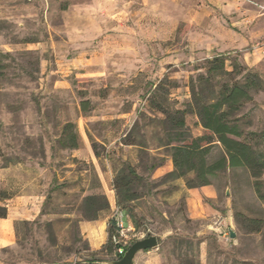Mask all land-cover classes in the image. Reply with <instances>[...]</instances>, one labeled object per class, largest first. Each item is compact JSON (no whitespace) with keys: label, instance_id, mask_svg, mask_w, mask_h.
Returning a JSON list of instances; mask_svg holds the SVG:
<instances>
[{"label":"rangeland","instance_id":"374dc122","mask_svg":"<svg viewBox=\"0 0 264 264\" xmlns=\"http://www.w3.org/2000/svg\"><path fill=\"white\" fill-rule=\"evenodd\" d=\"M246 1L0 0V195L43 197L36 219L14 222L0 264H84L98 250L81 229L83 199L106 194L100 218L109 222L120 186L135 195L123 209L129 247L158 238L133 264H264V174L260 194L246 167L189 188L193 173L170 174L165 117L151 106L168 93L172 108H189L206 61L223 54L228 71L237 63L261 77L235 116L245 133L264 130V36L219 46L264 27ZM233 17L250 18V32ZM68 122L79 133L75 149L59 143ZM186 122L192 135L205 133L195 113ZM224 154L213 146L208 160ZM96 257L114 260L116 249Z\"/></svg>","mask_w":264,"mask_h":264},{"label":"trees","instance_id":"16d2710c","mask_svg":"<svg viewBox=\"0 0 264 264\" xmlns=\"http://www.w3.org/2000/svg\"><path fill=\"white\" fill-rule=\"evenodd\" d=\"M226 60V57L220 54L206 61V74L199 77L203 86L200 90L192 87L193 97L189 108H172L168 103V93L161 94L158 100L152 98L151 106L165 117L163 122L169 136L167 145H171V159L174 165V170L170 173L172 176L180 178L193 173V177L187 179V186L197 188L209 185L211 178L218 176L222 171L246 167L256 179V188L260 194L262 183L259 178L264 174V130L259 135L256 132L245 133L235 114L253 99L252 91L262 87V79L256 72L237 63L232 65V71H228ZM1 69L0 63V80ZM224 76L231 77L228 81L215 83L218 78L222 80ZM81 104L84 111L89 110V100L82 101ZM191 112L198 116L205 129V133L200 136L192 135L187 125L186 115ZM256 136H259L258 147L248 141L255 140ZM59 143L64 148L79 147V133L73 123L65 124ZM219 144L225 154L209 162L208 156L213 146ZM129 172L137 176L135 170L130 169ZM116 182L121 183V178L118 177ZM121 189L122 186L118 187L116 204L123 210L128 202L135 199V195L131 191L122 194L119 192ZM1 198L2 195L0 200ZM108 209L109 200L102 192L87 195L83 199L82 211L86 220H98L101 213ZM0 210V218H6L7 207L0 206ZM131 217L135 220L134 213ZM115 234L116 224L111 218L108 223L107 242L102 249L94 251L92 258L84 261V264H98L103 259L96 257L97 254L113 253L116 248L113 241ZM121 257L117 256L116 259Z\"/></svg>","mask_w":264,"mask_h":264},{"label":"crops","instance_id":"0c3cea01","mask_svg":"<svg viewBox=\"0 0 264 264\" xmlns=\"http://www.w3.org/2000/svg\"><path fill=\"white\" fill-rule=\"evenodd\" d=\"M245 9L252 11H259L257 15L260 22L264 25V0H248L245 3ZM256 16V14H255ZM250 18H244L243 20L237 19V17L232 18V25H244L245 28L250 32V25H247V21ZM254 20V19H253ZM234 31V32H233ZM233 33H237V31L233 30ZM241 36V39H237L230 42H221L219 46L222 48H234L238 44H248L254 40V38H258L260 36H264V27L262 30L252 33V36L245 37ZM257 55V52L253 53V56ZM42 199L43 197L39 194V192H22L15 196H9L1 198L0 205H4L8 208V216L6 218H0V248L11 245L14 242V231L13 226L14 222L18 220H34L36 219L42 208ZM112 210L114 211L116 207V201L114 199L113 203H111ZM108 219L100 218L94 221H83L81 222V229L86 238L91 243V246L94 250H99L103 247V245L107 241V229H108Z\"/></svg>","mask_w":264,"mask_h":264},{"label":"water","instance_id":"95a60500","mask_svg":"<svg viewBox=\"0 0 264 264\" xmlns=\"http://www.w3.org/2000/svg\"><path fill=\"white\" fill-rule=\"evenodd\" d=\"M230 236L232 238L236 236L234 231L230 230ZM156 247H158V238L155 235H151L134 242L121 258L116 260H102L98 264H133L137 253Z\"/></svg>","mask_w":264,"mask_h":264},{"label":"built area","instance_id":"2783aa9c","mask_svg":"<svg viewBox=\"0 0 264 264\" xmlns=\"http://www.w3.org/2000/svg\"><path fill=\"white\" fill-rule=\"evenodd\" d=\"M123 210L116 204L112 218L116 224V234L113 236V241L116 245V255L123 256L129 248L128 235L133 230V227L127 226L123 219Z\"/></svg>","mask_w":264,"mask_h":264},{"label":"bare ground","instance_id":"6f19581e","mask_svg":"<svg viewBox=\"0 0 264 264\" xmlns=\"http://www.w3.org/2000/svg\"><path fill=\"white\" fill-rule=\"evenodd\" d=\"M114 199V198H113ZM111 200H112V198H111Z\"/></svg>","mask_w":264,"mask_h":264}]
</instances>
